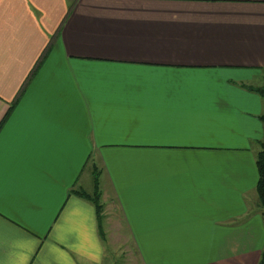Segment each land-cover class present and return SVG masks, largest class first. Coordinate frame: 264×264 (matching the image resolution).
Here are the masks:
<instances>
[{"label":"crops","instance_id":"obj_1","mask_svg":"<svg viewBox=\"0 0 264 264\" xmlns=\"http://www.w3.org/2000/svg\"><path fill=\"white\" fill-rule=\"evenodd\" d=\"M262 70L264 0H0V264H256Z\"/></svg>","mask_w":264,"mask_h":264},{"label":"trees","instance_id":"obj_2","mask_svg":"<svg viewBox=\"0 0 264 264\" xmlns=\"http://www.w3.org/2000/svg\"><path fill=\"white\" fill-rule=\"evenodd\" d=\"M263 79H264V75H263ZM247 88L251 91L256 92L257 94H259L261 97L264 98V84L261 86H247ZM258 119L261 121L263 125V135L261 140L259 141L260 149L255 156V165L258 176L255 190L257 193L259 207L264 208V110L261 114L258 115ZM75 192L79 196L89 200L93 204L97 215V222H100L103 215L102 214L103 206L100 200L101 193L99 190L98 171L96 167H93V190L91 192H87L84 190H75ZM262 218L264 224V215ZM256 264H264V248L261 251L260 257Z\"/></svg>","mask_w":264,"mask_h":264},{"label":"rangeland","instance_id":"obj_3","mask_svg":"<svg viewBox=\"0 0 264 264\" xmlns=\"http://www.w3.org/2000/svg\"><path fill=\"white\" fill-rule=\"evenodd\" d=\"M261 72H262V78H263L264 70H262ZM263 84H264V79H262V85ZM91 187H92V184L90 182L88 184L86 190L90 191L92 189ZM250 205H253V203L250 202ZM106 221H107L106 220V216L102 215V219H101L102 226H104V227L106 226ZM122 230L125 231L124 229H122ZM102 238H103L104 243L106 244V248H108V243H109L108 235L107 234H105V235L103 234ZM121 238L125 240V239H127V235L124 234L123 237H121ZM122 239H121V241H122ZM128 245L129 246L131 245V240L129 239V236H128ZM116 246L112 243V247L113 248H115ZM109 251H110V249L108 248V250H107V260H106L105 264H127V262H129V260H130V255H129L130 252H128L126 250L121 251V253H120L119 250L115 251L114 249H112V251H111L112 257L111 258H109V256H108ZM125 253H127V255ZM129 264H132V263L129 262Z\"/></svg>","mask_w":264,"mask_h":264}]
</instances>
